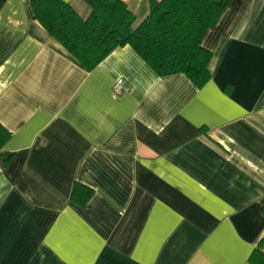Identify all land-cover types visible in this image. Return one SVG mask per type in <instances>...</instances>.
<instances>
[{
  "label": "crops",
  "instance_id": "0c3cea01",
  "mask_svg": "<svg viewBox=\"0 0 264 264\" xmlns=\"http://www.w3.org/2000/svg\"><path fill=\"white\" fill-rule=\"evenodd\" d=\"M63 1L88 17L84 0ZM122 1L134 26L149 13L150 0ZM202 45L201 87L158 76L128 45L87 70L29 0H0V264L264 254V0H230ZM76 182L93 190L83 206Z\"/></svg>",
  "mask_w": 264,
  "mask_h": 264
},
{
  "label": "trees",
  "instance_id": "16d2710c",
  "mask_svg": "<svg viewBox=\"0 0 264 264\" xmlns=\"http://www.w3.org/2000/svg\"><path fill=\"white\" fill-rule=\"evenodd\" d=\"M86 19L63 0H29L32 16L87 70L117 47L130 46L158 75L184 74L201 87L210 77L211 52L203 47L206 32L218 21L230 0H150L148 15L134 26V16L122 0H84ZM10 133L0 125V155ZM93 190L74 183L71 201L83 206ZM251 264H264L254 250Z\"/></svg>",
  "mask_w": 264,
  "mask_h": 264
},
{
  "label": "built area",
  "instance_id": "2783aa9c",
  "mask_svg": "<svg viewBox=\"0 0 264 264\" xmlns=\"http://www.w3.org/2000/svg\"><path fill=\"white\" fill-rule=\"evenodd\" d=\"M113 93L120 94L122 91V79L118 78L115 80L113 87H112Z\"/></svg>",
  "mask_w": 264,
  "mask_h": 264
}]
</instances>
